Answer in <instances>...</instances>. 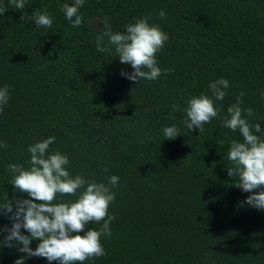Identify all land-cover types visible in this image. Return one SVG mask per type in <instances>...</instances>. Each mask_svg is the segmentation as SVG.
<instances>
[{"label": "trees", "instance_id": "trees-1", "mask_svg": "<svg viewBox=\"0 0 264 264\" xmlns=\"http://www.w3.org/2000/svg\"><path fill=\"white\" fill-rule=\"evenodd\" d=\"M72 2L26 0L29 16L39 9L54 18L51 28L21 21L23 11L10 6L0 16V88L9 86L10 95L0 112V142L7 144L0 148V204L29 198L14 191L8 165L29 167V145L54 136L49 153L68 156L73 177L106 184L119 177L111 236L101 238L105 255L83 264H264V211L246 205L250 193L228 176L230 143L241 137L222 126L240 98L253 110L249 122L264 129V0H85L75 28L62 11ZM142 17L169 36L156 60L172 71L137 85L121 76L133 69L114 48L97 51V37L106 19L113 32H124ZM220 78L229 88L223 101L214 100L218 118L203 133L189 132L187 102L211 97L209 85ZM173 125L180 135L166 140L162 129ZM81 191L57 194L53 203L75 202ZM102 224L89 222L86 230ZM4 225L11 221L0 216ZM22 255L2 248L0 264Z\"/></svg>", "mask_w": 264, "mask_h": 264}, {"label": "clouds", "instance_id": "clouds-1", "mask_svg": "<svg viewBox=\"0 0 264 264\" xmlns=\"http://www.w3.org/2000/svg\"><path fill=\"white\" fill-rule=\"evenodd\" d=\"M85 0H73L65 3L62 11L72 27L82 24V15L79 10ZM26 0H9V5H0V16H3L8 7L23 11L21 21L31 19L38 27L51 28L53 17L45 10L35 9L31 15L24 11ZM165 13L160 12L164 17ZM150 17L137 18L135 23L126 26L124 32H113L112 26L106 19L105 31L97 37V51L108 52L114 48L119 61L123 65H130L133 71H121V76L137 85L141 80L153 81L162 75V71L171 72V69L162 70L157 63L156 56L165 42L169 39L159 25L150 24ZM104 37L108 38L107 44ZM229 81L220 78L210 83L212 96L201 94L191 98L185 109L183 123L194 132L204 131V125L213 118H218L219 109L214 106L215 101H223L227 95ZM264 95V94H262ZM243 93H241V97ZM214 98V99H213ZM10 100L9 86L0 88V112ZM243 100L228 107L222 126L240 134V140H232L228 150V160L231 167L227 173L234 181V187L245 193H250L244 203L257 211H264V129L259 123L252 124L246 117L253 115L251 108L242 107ZM178 111L179 106L173 105ZM246 114V116H245ZM166 140H175L180 130L175 126L162 129ZM259 134V135H258ZM55 137L50 136L41 142L29 145V167L10 164L8 171L12 174L10 184L14 191L18 190L29 198H6L7 202L0 204V216L11 221V226L0 227V249L15 248L22 253L14 264H25L32 257L46 258L48 264H76L91 257L105 255L101 238L111 236L110 225L115 219L109 214V206L115 201L116 193L113 188L118 187L119 177H108V183L89 181L80 174L74 177L67 170L70 161L68 156L59 150L49 153L50 145ZM0 148H7V144L0 142ZM75 202L53 203L57 194L76 195ZM107 217V219H105ZM101 222L99 231L86 230L89 222ZM25 230L29 235H25ZM80 233H84L81 235ZM33 241H39L33 249Z\"/></svg>", "mask_w": 264, "mask_h": 264}]
</instances>
